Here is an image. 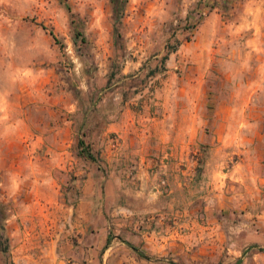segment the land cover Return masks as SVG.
<instances>
[{
  "label": "rangeland",
  "instance_id": "obj_1",
  "mask_svg": "<svg viewBox=\"0 0 264 264\" xmlns=\"http://www.w3.org/2000/svg\"><path fill=\"white\" fill-rule=\"evenodd\" d=\"M113 22L0 0V264H75L100 226L143 264H264V0H127L119 43Z\"/></svg>",
  "mask_w": 264,
  "mask_h": 264
},
{
  "label": "crops",
  "instance_id": "obj_2",
  "mask_svg": "<svg viewBox=\"0 0 264 264\" xmlns=\"http://www.w3.org/2000/svg\"><path fill=\"white\" fill-rule=\"evenodd\" d=\"M166 122L168 126L169 121ZM169 138L167 140H169ZM86 236L89 237V241H90L89 248H87L86 251L90 252V254L83 256L85 253L84 251H82L81 254L83 258L75 262V264H143L144 263L143 260H140L138 258V254L136 251H134L133 253L129 250L125 242L120 241L113 245L109 244L108 247H105L109 237V231L107 230V228H105L104 230L102 226L95 227V230L90 231L89 234H86ZM127 239L130 242L137 245L136 240L131 239V237H127ZM101 256L102 259L100 258Z\"/></svg>",
  "mask_w": 264,
  "mask_h": 264
},
{
  "label": "trees",
  "instance_id": "obj_3",
  "mask_svg": "<svg viewBox=\"0 0 264 264\" xmlns=\"http://www.w3.org/2000/svg\"><path fill=\"white\" fill-rule=\"evenodd\" d=\"M113 3V14H114V22H113V28H114V35L116 37V41L117 43H119V40L122 38V33L120 31V24H121V18L123 16L124 13V9H125V4L127 0H111ZM68 9L70 10V7H68ZM71 12V11H70ZM77 35H80V32L77 33ZM183 43L182 39L176 38V43L175 45H171L170 40L167 42L166 47H165V51L166 53L163 55L161 62L163 64L162 69L165 68V63L166 60H168L170 54L172 52H175L178 47ZM160 71V67H158V65H156V67H154L153 69H151L150 71V76L155 75L156 72ZM79 153L86 156L87 158L95 161L96 160V154L94 153L92 146L90 145L89 142H87L86 140H84L83 138H80L79 140ZM110 232H109V237L107 240V243L105 245V247H108L109 243H110ZM7 241L9 242V237H7ZM123 241L128 244L131 248H133L137 254H138V258L140 260H147V261H151L150 257L140 248L138 247L136 244L128 241L127 239H123ZM8 248V246H7ZM264 249V248H263ZM242 262V259L239 258L238 261L235 264H240ZM172 264H183V263H178V262H173L171 261Z\"/></svg>",
  "mask_w": 264,
  "mask_h": 264
}]
</instances>
